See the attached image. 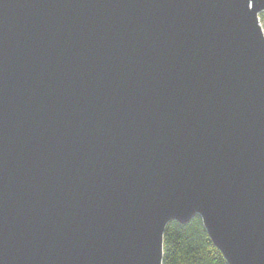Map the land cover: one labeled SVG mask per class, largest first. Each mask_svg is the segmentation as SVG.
Segmentation results:
<instances>
[{
    "label": "water",
    "instance_id": "1",
    "mask_svg": "<svg viewBox=\"0 0 264 264\" xmlns=\"http://www.w3.org/2000/svg\"><path fill=\"white\" fill-rule=\"evenodd\" d=\"M264 0H0V264H162L198 216L264 264Z\"/></svg>",
    "mask_w": 264,
    "mask_h": 264
},
{
    "label": "trees",
    "instance_id": "2",
    "mask_svg": "<svg viewBox=\"0 0 264 264\" xmlns=\"http://www.w3.org/2000/svg\"><path fill=\"white\" fill-rule=\"evenodd\" d=\"M162 264H227L198 216L188 224L171 222L163 234Z\"/></svg>",
    "mask_w": 264,
    "mask_h": 264
},
{
    "label": "rangeland",
    "instance_id": "3",
    "mask_svg": "<svg viewBox=\"0 0 264 264\" xmlns=\"http://www.w3.org/2000/svg\"><path fill=\"white\" fill-rule=\"evenodd\" d=\"M258 18H259V24H260L261 29H262L263 34H264V13H260L258 15Z\"/></svg>",
    "mask_w": 264,
    "mask_h": 264
}]
</instances>
